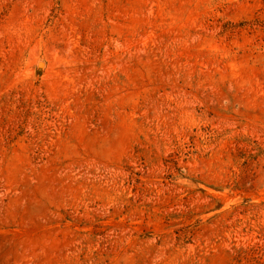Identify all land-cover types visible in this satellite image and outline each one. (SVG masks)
<instances>
[{"label": "rangeland", "instance_id": "obj_1", "mask_svg": "<svg viewBox=\"0 0 264 264\" xmlns=\"http://www.w3.org/2000/svg\"><path fill=\"white\" fill-rule=\"evenodd\" d=\"M0 264H264V0H0Z\"/></svg>", "mask_w": 264, "mask_h": 264}]
</instances>
